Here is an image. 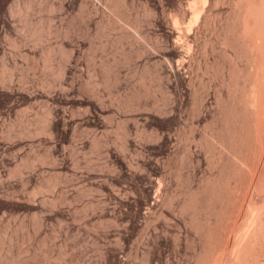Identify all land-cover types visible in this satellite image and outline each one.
I'll list each match as a JSON object with an SVG mask.
<instances>
[{
	"label": "rangeland",
	"instance_id": "obj_1",
	"mask_svg": "<svg viewBox=\"0 0 264 264\" xmlns=\"http://www.w3.org/2000/svg\"><path fill=\"white\" fill-rule=\"evenodd\" d=\"M63 1L0 0V264H105L109 246V264H195L204 249L196 222L216 223L234 201L243 209L248 195L231 175L202 205V185L224 158L203 135L221 121L214 95L227 98L232 60L245 63L223 39L235 0L204 2L207 15L187 29L196 33L192 57L182 54L190 62L172 50L188 16L182 25L171 18L186 0ZM198 94L208 109L197 116ZM149 175L164 178L158 205ZM195 190L200 203L181 211ZM251 194L262 208L264 190ZM224 251L215 244L206 264ZM252 253L263 258L264 247Z\"/></svg>",
	"mask_w": 264,
	"mask_h": 264
},
{
	"label": "bare ground",
	"instance_id": "obj_2",
	"mask_svg": "<svg viewBox=\"0 0 264 264\" xmlns=\"http://www.w3.org/2000/svg\"><path fill=\"white\" fill-rule=\"evenodd\" d=\"M186 1L189 3V6L186 7V4H185V8H184L183 6L179 5L180 6L179 11L178 13H176L178 14V16L172 15L174 16V18H171V20L173 19L172 20L173 24L176 25L177 23H179V21L181 24L182 19L183 18L185 19V17L188 16V19L186 21L187 25L181 24L182 26H185L186 28L182 26L180 27V28L185 29V34L181 33L182 34L181 36L178 33L180 31L177 30L178 31L177 33L181 36V38L176 36L178 39L177 38H176L177 40L174 39V45L172 48L173 52H176V53L182 52L180 55L182 62L187 60L188 58L186 57H189L190 53H192L191 51L193 50L192 48L193 40L196 37L195 31H194L195 35L193 34L194 37L190 38L188 36L189 35L188 30H187L188 25L189 24L191 25V23L193 22H194L193 24H195V22L199 19L202 13L206 12V11L203 12V6L206 0H186ZM62 2L64 3L65 1L62 0ZM62 2L60 3V6L63 5ZM28 4H29V1H27V5ZM92 6H95V5H92ZM206 15L207 14L205 13V16ZM205 16H203L204 19H205ZM199 20H201V18ZM205 21L206 19L204 20V22ZM199 24L197 22V26ZM179 26L180 25H178L177 27ZM194 28L196 27L194 26ZM28 29H29V33L34 37H38L41 33L40 26L37 24L28 25ZM168 30L171 31L172 29L168 28ZM63 39L64 38L60 40H63ZM223 39L226 43H229L230 45L234 47V51H235L234 56H239V55L244 56L245 63L243 65H239L238 63L232 60L230 64V74L233 78L232 80L233 82L231 83L232 85H230L231 87L229 86L230 89L228 90L227 98L221 99V93H220L221 91H219V89H218L219 92H216L214 95L216 98L220 99L222 103L221 109H220L221 121L219 123V126H217L216 131H214L213 133H210L209 135L205 133L203 135L206 141L208 142V146L210 147L211 145L216 144L219 147L220 151L224 154V158L221 162L218 172L207 176L204 184L202 185L201 190L202 191L208 190L210 193L208 195V198H206L204 202H202V205L208 206L211 203L212 199L216 195L215 194L216 188H218L219 185L220 186L225 185L226 179L231 175L244 179L245 181L244 185H246L245 187L248 192V195L246 194L247 195L246 202L245 203L243 202L244 203L243 209L241 208L242 202L234 201L233 207L231 208V210L228 211V209L224 207L220 211L219 213L220 217L216 223L209 224L205 222L201 224V223L196 222L195 230L200 231V233L202 234V242H203L204 249L202 250V252L198 254L195 264H206V256H205L206 251L209 250L211 247H213L218 242L223 245V248L225 251L221 255L216 256V259L214 260L213 264H264V257L263 258L259 256L252 257V254H253L252 250L255 245L264 247V217L262 215L264 211V206L262 208L260 206H257L252 201V194H251V192L254 190H259V191L264 190V0H235L233 21L229 26V33L224 34ZM57 40L58 39H56V41ZM58 46L61 49L63 56L65 57L68 56L70 52L72 51L70 50L68 52V50H65L62 45H58ZM65 46L66 45H64V47ZM66 49H69V48L67 47ZM49 51H50V47H46L44 51L42 52L45 65H48L49 53H50ZM182 54L186 56L185 57L186 59L182 57ZM192 55L190 57H192ZM166 58H168V56H166ZM66 59L67 58H65L64 61ZM181 59H180V62H181ZM182 62L181 64H183ZM188 62H190L189 59H188ZM187 64L188 66L190 65V63H187ZM176 66L178 67V64ZM180 69L181 68H179V71ZM63 70H64V64L62 62L60 65V74L64 72ZM238 77L242 79L241 82H239L238 80L237 81L235 80ZM81 96H84V95H80L79 97ZM194 97L195 98L193 99V103H194L193 113H195V115L198 116L199 114H203L204 111L208 109V107L204 108L205 101H204L203 95L198 94ZM206 98L207 97H205V100ZM86 105L88 106L89 104H86ZM102 105H98L99 107L101 106L100 109H102ZM103 106L105 107V105ZM210 111L211 110L208 111V115ZM98 115H103V114H98ZM195 115L194 117H197ZM44 120H48V116H45ZM64 123H65V120H64ZM210 125H214V124L211 123ZM65 126H66V123H65ZM64 129H66V127ZM125 145H124V148H125ZM106 152L109 153L108 151ZM15 165L17 164L15 163ZM135 176L136 174L134 173L130 175L129 178L134 180ZM163 180L164 178L161 175L160 176L158 175L155 178L154 176L152 178L150 177L148 180L149 183L151 181H154V184H152L153 186L156 184V188L154 187L155 192L153 193V196H152L153 200L150 203L151 206L152 204L158 205L160 203V200L163 194L162 191L166 187L163 184ZM199 203L200 201L198 197V191L196 190L192 191L189 197L184 199L183 202L181 203L180 210L183 211L187 207L196 206ZM170 204H169V207L171 208L172 205ZM172 210L173 209H171V211ZM145 217H146V214H145ZM220 224L224 225L223 230L219 228ZM142 231L141 233L144 234L145 232H142ZM145 231L147 234L148 231L146 229ZM226 231H228L230 235L226 233ZM141 233H139L138 237L142 235L139 239L143 237V234ZM112 249L113 248H111L110 246L105 247L103 251V254H104L103 263L109 264L111 260L109 258V255L110 254L114 255L113 254L114 252H112ZM149 254H150V250H147V258H149L148 257Z\"/></svg>",
	"mask_w": 264,
	"mask_h": 264
}]
</instances>
